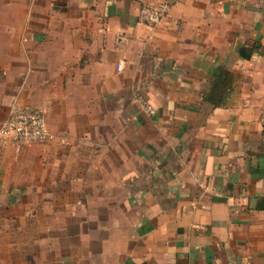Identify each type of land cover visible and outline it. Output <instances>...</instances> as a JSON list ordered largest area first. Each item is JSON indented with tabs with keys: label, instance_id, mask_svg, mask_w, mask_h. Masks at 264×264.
Instances as JSON below:
<instances>
[{
	"label": "crops",
	"instance_id": "0c3cea01",
	"mask_svg": "<svg viewBox=\"0 0 264 264\" xmlns=\"http://www.w3.org/2000/svg\"><path fill=\"white\" fill-rule=\"evenodd\" d=\"M17 108L52 138H0V264H264V0H0Z\"/></svg>",
	"mask_w": 264,
	"mask_h": 264
},
{
	"label": "built area",
	"instance_id": "2783aa9c",
	"mask_svg": "<svg viewBox=\"0 0 264 264\" xmlns=\"http://www.w3.org/2000/svg\"><path fill=\"white\" fill-rule=\"evenodd\" d=\"M164 14L165 7L155 5H142L138 11L139 20L148 26L157 25ZM139 106L147 115L155 113V109L145 99L139 100ZM0 138L10 139L18 145H27L48 140L52 138V134L41 110L17 108L0 122Z\"/></svg>",
	"mask_w": 264,
	"mask_h": 264
},
{
	"label": "trees",
	"instance_id": "16d2710c",
	"mask_svg": "<svg viewBox=\"0 0 264 264\" xmlns=\"http://www.w3.org/2000/svg\"><path fill=\"white\" fill-rule=\"evenodd\" d=\"M229 76L226 71L221 70L220 72H216L214 74V78L212 81V87L206 100L214 106H220L224 104L225 98L227 94L225 93L226 88L230 86Z\"/></svg>",
	"mask_w": 264,
	"mask_h": 264
}]
</instances>
